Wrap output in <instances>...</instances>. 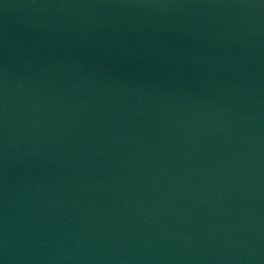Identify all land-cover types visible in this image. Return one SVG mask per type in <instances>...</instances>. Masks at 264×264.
I'll return each instance as SVG.
<instances>
[{"label":"water","instance_id":"water-1","mask_svg":"<svg viewBox=\"0 0 264 264\" xmlns=\"http://www.w3.org/2000/svg\"><path fill=\"white\" fill-rule=\"evenodd\" d=\"M0 264H264V0H0Z\"/></svg>","mask_w":264,"mask_h":264}]
</instances>
